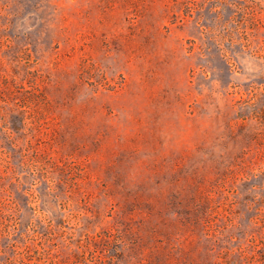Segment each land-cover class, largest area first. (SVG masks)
Instances as JSON below:
<instances>
[{"label": "rangeland", "instance_id": "obj_1", "mask_svg": "<svg viewBox=\"0 0 264 264\" xmlns=\"http://www.w3.org/2000/svg\"><path fill=\"white\" fill-rule=\"evenodd\" d=\"M0 264H264V0H0Z\"/></svg>", "mask_w": 264, "mask_h": 264}]
</instances>
